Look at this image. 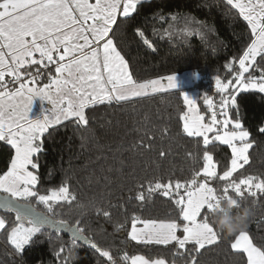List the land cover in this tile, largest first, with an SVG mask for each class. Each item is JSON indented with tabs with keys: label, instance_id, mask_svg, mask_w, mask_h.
I'll return each instance as SVG.
<instances>
[{
	"label": "trees",
	"instance_id": "obj_1",
	"mask_svg": "<svg viewBox=\"0 0 264 264\" xmlns=\"http://www.w3.org/2000/svg\"><path fill=\"white\" fill-rule=\"evenodd\" d=\"M137 30L149 44L136 35ZM251 38L247 21L226 0H142L127 22L119 23L114 42L137 81L196 72L199 78L189 88L197 90L198 110L207 121L211 113L204 99L211 98L220 104L221 94L214 81L219 78L222 82H234V73L225 65L231 62L232 68L239 71L236 61ZM259 67L264 68V64ZM37 69L43 75L36 86L49 83V76L55 75V65L47 70L34 65L29 71ZM250 71L254 76L260 75L256 67ZM183 90L153 93L111 106L97 105L85 110L87 126L77 127L74 120H65L50 127L42 137L43 150L38 154L40 193L47 194L49 189L59 188L67 181L77 197L71 207L63 203L56 207V215L51 219L66 221L69 227L80 221L81 235L109 250L118 264H124L120 257L125 253L148 260L164 259L171 264H188L190 259L189 253L175 242L144 245L128 237L133 214L182 222L173 203L178 197L174 194L169 199L156 192L148 198V181L160 178L164 183L185 182L192 178L193 170L203 167L202 138L197 140L182 133L180 115L186 112L180 94ZM237 110L242 125L250 132L249 140L255 143L249 150V164L238 169L232 179L238 182L250 175L264 179V134L258 131L264 126V93H241L237 108H231L230 115L235 117ZM165 128L167 134H163ZM140 142L151 144V149L139 147ZM161 150L166 153L163 158L159 155ZM207 150L213 155L218 174H222L229 167L231 150L218 142ZM13 155L11 145L0 141V174L7 170ZM208 182L218 194L223 193L226 182L218 178ZM141 191L146 197L143 206L135 199ZM229 194L239 199L235 193ZM24 202L50 215L35 199ZM241 204L251 211L245 231L257 246L264 248V194L251 197L245 193ZM103 211H108L109 217ZM0 216L10 225L17 223L15 212L0 210ZM218 234V242L206 246L198 256V264H246V255L231 249L238 233L230 237ZM72 239L65 230L45 226L32 243L16 253L7 241V233L0 230V264H109L90 243L78 240L73 245Z\"/></svg>",
	"mask_w": 264,
	"mask_h": 264
},
{
	"label": "snow or ice",
	"instance_id": "obj_2",
	"mask_svg": "<svg viewBox=\"0 0 264 264\" xmlns=\"http://www.w3.org/2000/svg\"><path fill=\"white\" fill-rule=\"evenodd\" d=\"M141 3L142 0H0V141H6L15 149L7 170L0 174V192L6 194L0 199V209L15 212L17 221L10 225L0 216V230L7 233V241L16 253L22 252L33 242V237L50 224L58 223L57 231L67 230L73 237V245L83 238L80 221L68 227L66 221L51 219L61 203L71 207L77 202L68 182L49 189L47 194L39 191L38 154L43 150L42 137L49 128L65 120H74L77 127H85L89 124L86 109L177 90L175 75L142 82L134 79L129 62L114 42L119 23H126ZM226 3L247 21L252 38L236 61L239 71L232 68L231 62L225 65L234 73V82L222 83L216 78V89L221 94L219 114L214 101L206 97L204 103L211 111V117L205 122L196 102L180 91L187 106V112L180 115L182 133L197 140L202 138L205 148L203 167L193 170L192 178L185 182L169 180L164 183L160 178L155 182L148 181V198L156 192L169 199H173L174 194L178 197L173 203L183 222V236L177 235L181 227L177 220L145 219L135 214L128 232V237L137 244L169 245L175 242L189 253L188 264H198V256L206 246L218 242L219 234L209 222V214L219 207L222 197L231 196L229 193L232 192L241 201L245 199V193L251 197L264 194V179L251 175L238 182L232 179L238 169L249 164V150L255 141L249 140L250 132L242 125L238 110L235 117L230 115V109L237 108L241 93H264V68L259 67L264 64V0H226ZM136 35L149 44L142 32L137 30ZM34 65L45 70L55 65V75L49 76V83L36 86L43 73L39 69L29 71ZM254 67L260 71L258 77L250 71ZM37 97L48 99L53 107L43 119L31 120L28 113ZM258 131L264 134V126ZM167 132L165 128L163 134ZM216 142L231 150L230 166L222 174H218L213 155L207 150L215 147ZM138 146L147 150L152 147L143 142ZM159 155L163 158L166 153L161 150ZM216 178L226 182L222 194L208 182ZM32 199L44 205L50 215L35 212L31 203L20 202ZM135 199L143 206L144 192H139ZM97 211L101 212L100 209ZM102 214L109 217L108 211ZM25 222L29 226L26 227ZM89 243L109 264H118L109 250L95 242ZM231 249L238 255H246V264H264V248L257 246L245 230L235 235ZM120 260L124 264H149L143 256L127 253ZM151 264L166 262L156 259Z\"/></svg>",
	"mask_w": 264,
	"mask_h": 264
},
{
	"label": "clouds",
	"instance_id": "obj_3",
	"mask_svg": "<svg viewBox=\"0 0 264 264\" xmlns=\"http://www.w3.org/2000/svg\"><path fill=\"white\" fill-rule=\"evenodd\" d=\"M250 215L249 207L243 206L239 199L232 196L222 197L219 207L209 214L210 223L225 237L244 231Z\"/></svg>",
	"mask_w": 264,
	"mask_h": 264
},
{
	"label": "rangeland",
	"instance_id": "obj_4",
	"mask_svg": "<svg viewBox=\"0 0 264 264\" xmlns=\"http://www.w3.org/2000/svg\"><path fill=\"white\" fill-rule=\"evenodd\" d=\"M90 2H94V0H90ZM36 58L37 59L39 58L38 53L36 54ZM170 75H175L176 82H177V88H183L184 89L183 92L186 93L191 99H193V101L196 102V106H197V97H198L197 90L192 89V88H189V86H191L199 78V75L196 72H193V71H186V72H183L181 74H170ZM167 76H169V75H166L164 77H167ZM160 78H162V77H160ZM154 79H158V78H154ZM214 82H215L214 84H215V87H216V80ZM227 82L228 81L222 82V83H227ZM162 83H165L166 84L167 81L166 80H162ZM15 86L17 87L18 85H15ZM15 86L13 85V87H15ZM30 86H32V85H30ZM39 87H42V86H39ZM216 106H217L216 107V111L219 114V111H220L219 104H216ZM52 107H53L52 106V103L48 99L41 100L39 97H37V98H35L33 100L31 110L28 113V118L31 119V120L43 119L44 116L49 115L50 110L52 109ZM197 108H198V106H197ZM186 112H187V106H186ZM210 113H211V111H210ZM205 122H207V121H205ZM14 153H15V149H14ZM229 166H230V164H229ZM253 190H255V189H253ZM178 223L181 224V227L178 229L177 235L180 236V237H182L183 236V231H182V223L183 222H178ZM25 226L27 227L29 225L27 223H25ZM138 227H142V225H138ZM82 237L83 238L80 239V241L85 242V243H89V241H88V239L86 237H84V236H82ZM148 261H149V264H151V262L153 260H148Z\"/></svg>",
	"mask_w": 264,
	"mask_h": 264
},
{
	"label": "water",
	"instance_id": "obj_5",
	"mask_svg": "<svg viewBox=\"0 0 264 264\" xmlns=\"http://www.w3.org/2000/svg\"><path fill=\"white\" fill-rule=\"evenodd\" d=\"M5 195H6V194L0 192V199H3ZM20 202H21V203H27V202H24V201H20ZM33 208H34V206H33ZM0 210L7 211V210H5V209H0ZM34 210H35V212H37V213H40V214H42V215H45L44 213H42V212L36 210L35 208H34ZM15 215H16V214H15ZM47 226H48V227H51V228H58V227H59V224H58V223H57V224H50V225H47ZM66 231H67V230H66Z\"/></svg>",
	"mask_w": 264,
	"mask_h": 264
},
{
	"label": "crops",
	"instance_id": "obj_6",
	"mask_svg": "<svg viewBox=\"0 0 264 264\" xmlns=\"http://www.w3.org/2000/svg\"><path fill=\"white\" fill-rule=\"evenodd\" d=\"M166 264H170V263H167V262H166Z\"/></svg>",
	"mask_w": 264,
	"mask_h": 264
}]
</instances>
